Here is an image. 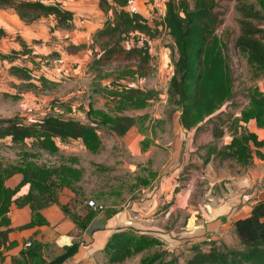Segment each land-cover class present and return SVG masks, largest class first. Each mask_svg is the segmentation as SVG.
I'll return each mask as SVG.
<instances>
[{
    "label": "trees",
    "instance_id": "16d2710c",
    "mask_svg": "<svg viewBox=\"0 0 264 264\" xmlns=\"http://www.w3.org/2000/svg\"><path fill=\"white\" fill-rule=\"evenodd\" d=\"M126 4L127 0L99 1L102 10H111L113 16L108 17L95 33L94 40L99 43L102 52L95 57L92 66L99 70L101 64H106L113 58H134L135 61L127 64L123 73L137 77L146 76L151 70L150 61L153 57L148 38H145L142 44L136 43L131 47H126L124 40L132 34L154 37L160 32L161 26H166L178 54L170 79L169 97L172 101L182 104L180 119L183 125L191 128L198 124L199 128L203 121L201 113L206 105V112L214 113L234 94L232 70L225 52L228 43L223 41L217 32L222 22V12L217 9L218 0H167L163 19L156 20L155 24L150 23L141 13L130 12ZM0 7H13L26 22L54 15L57 25L70 26L74 19V11L64 7L59 1L0 0ZM236 9L239 13V33L234 39V45L247 55L257 74L264 76V9L256 8L250 0H236ZM6 33V30L0 27V34ZM118 93L125 103L144 100L149 95L144 88L130 84L122 87ZM246 96L249 102L243 106L239 115L232 118L231 124H228L233 135L231 141L220 147L217 144L206 145L205 162L213 153L235 158L243 165L251 164L254 154L264 159V137L259 138L258 134L248 129L245 124L255 118L258 125L264 127V91L257 86H250ZM119 106L118 104L117 107ZM88 112L99 114L100 118L94 117L98 119V124L56 115H46L33 121H26L20 115L3 116L0 117V137L10 136L11 140L18 144H24L31 138L37 149L56 148L54 140L57 138H82L89 149L98 151L102 145L100 124L108 123L116 133L123 135L135 123L133 116L111 115L100 107H94L92 102ZM230 116L232 117V114ZM214 127L217 129V136L224 134V127ZM30 156L34 154H22V162L6 168L7 174L2 173L5 167L0 170V264L6 259V250L12 246L9 233L15 228L10 225L11 204L29 203L36 214L46 205L60 204L58 195L62 187L69 186L78 191V181L84 176V168L81 166L76 167L71 163L48 166L38 164ZM16 171L23 174L21 181L16 186L7 185L6 176ZM28 182L31 184L29 191L14 197L22 185ZM60 205L81 229L87 226L98 210L90 205L91 208L82 216L67 204ZM116 211L117 208H109L107 214ZM33 223L34 219L18 228L31 226ZM235 231L240 239L238 247L224 240H212L208 249L194 244V252L184 264H264V199L253 205L249 215L235 221ZM160 244L161 239L155 235L137 233L132 228H120L110 236L106 252L112 260L119 261ZM43 245L38 240H32L30 245L25 244L18 255L12 256V264H45ZM73 248L69 247L54 258L53 263L66 259L72 254ZM137 264L182 263L177 254L162 248L143 255Z\"/></svg>",
    "mask_w": 264,
    "mask_h": 264
},
{
    "label": "rangeland",
    "instance_id": "374dc122",
    "mask_svg": "<svg viewBox=\"0 0 264 264\" xmlns=\"http://www.w3.org/2000/svg\"><path fill=\"white\" fill-rule=\"evenodd\" d=\"M55 1L59 0H46ZM250 1L256 8L264 9V0ZM12 8L9 7V10L13 11ZM217 9L222 12V22L217 32L223 41L228 43L225 52L232 70L234 94L214 113L206 112V105L201 113L203 121L199 128L198 124L191 128L183 125L180 119L182 104L172 101L169 97L170 79L178 54L166 26L160 25L161 30L154 37L132 34L124 40V45L131 47L136 43L142 44L143 40L148 38L153 57L150 61L151 70L143 77L123 73L127 64L135 61L134 58H113L110 62L101 64L99 70L92 66L95 57L102 52L101 46L94 40L95 33L108 17L113 16L111 10L103 11V24L96 27L87 39H81L77 44L66 37L64 31L74 29L75 23L84 22L86 16L90 19L89 15L78 16L80 19L72 21L70 26L57 25L54 15L42 16L40 18L43 22L52 27V33L49 35L41 29H38L34 38L28 33V29L23 33L17 31L0 34V117L20 115L26 121H33L46 115H56L98 124L96 118H100L99 114L88 112L92 102L94 107H100L111 115L127 114L135 120L133 126L123 135L116 133L108 123L100 124L102 145L98 151L89 149L82 138H57L54 140L56 148L37 149L31 138L24 144H18L14 143L10 136L0 137V170L5 167L2 173L7 174L6 168L21 163L22 154L33 153L34 156L30 157L38 164L49 166L71 163L73 166L83 167V179L78 181L80 186L89 189L108 186L106 191H112V186H118L125 188V193L130 196L129 187L134 186L133 183L137 179L131 168L136 167L135 172L142 175L152 170L171 174V170L178 166L180 170L176 182L179 186H200L201 193H204L205 186L211 179L207 172L209 164L204 161L206 145L217 144L220 147L226 138L225 135L231 134L228 124H231L232 118L249 102L246 96L248 87L257 86L264 91V76L257 74L247 55L234 45V39L239 33L236 0H218ZM161 12L163 10L160 7L156 8L159 15L153 19L152 24H155L156 20H162ZM38 23L40 28L43 24ZM79 27L83 29L87 25L82 23ZM221 52L223 53V50ZM133 66L136 67L135 64ZM127 84L144 88L149 95L144 100L125 103L124 99L119 98L121 95L118 91ZM118 104L120 108L117 107ZM215 125L218 128L224 127L223 135L217 136ZM214 164L218 167V173L223 175L222 168L229 166L228 171L234 172L239 163L234 158L225 160L220 157L218 160L214 159ZM22 177L23 174L16 171L6 176L5 180L7 185L16 186ZM158 182L159 180L156 181ZM22 186L31 184L28 182ZM136 195L139 193L136 192ZM104 198L108 200L107 196ZM190 200H193L192 196L189 203H193ZM177 211L179 212L173 211L175 213L171 217L175 218ZM188 212L186 210L183 215L180 209L178 217L181 221ZM200 242L207 248L211 241ZM229 243L237 247L240 245L232 237L229 238ZM194 244L187 243L179 248L178 256L182 264L193 254ZM162 248H165L163 244L153 246L119 261L112 260L105 252L97 264H137L143 255Z\"/></svg>",
    "mask_w": 264,
    "mask_h": 264
},
{
    "label": "crops",
    "instance_id": "0c3cea01",
    "mask_svg": "<svg viewBox=\"0 0 264 264\" xmlns=\"http://www.w3.org/2000/svg\"><path fill=\"white\" fill-rule=\"evenodd\" d=\"M166 1L152 0L151 3H147L142 0L140 7L143 16L152 23L159 15L156 13V8L160 7L163 10L161 12L163 19ZM59 2L74 11V22L83 14L91 17L88 19L85 15L86 18L82 23L87 25L86 28L81 29L79 26L82 23H75L74 29L64 31L65 36L73 43L77 44L81 39H87L96 27L103 24L104 12L99 0H59ZM12 9L13 11H10L9 7H0V27H3L7 33L17 31L23 33L28 29V33L33 38L37 36L38 29L45 31L47 35L52 33V27L49 23L43 22L42 18L29 23L23 20L14 8ZM98 15L101 17L97 18ZM38 22L40 25L43 24L40 28ZM239 114L240 112L237 113ZM245 124L248 129L256 132L259 138L264 137V127L259 126L255 118ZM225 136L223 145L231 141L232 131ZM206 157L207 153L204 158ZM220 157L225 160L232 159L222 157L218 153L211 155L206 162L209 164L207 172L211 175V179L205 186L204 193H201L200 186H186V184L179 186L180 184L176 182L180 170L178 166L171 170V174L152 170L142 175L135 172L136 167L131 168L137 179L133 183L134 186L129 187L130 196L125 193L127 192L125 188L118 186H109L112 191H106L108 186H97L93 189L79 186L78 191L69 186L62 187L58 195L60 204H67L82 216L91 208L88 200L96 201L98 210L84 229L79 228L75 220L58 203L46 205L35 214L29 203L18 205L13 202L9 210L10 225L15 228L9 233L12 246L6 250V259L2 264H12V256L18 255L28 240H38L44 244L42 255L46 259L45 264H97L102 254L106 252L110 236L120 228H132L137 233L155 235L161 239L165 248L175 251L177 255L179 248L187 243H199L204 249L209 247H203L200 241L224 240L230 244L229 238L232 237L236 243H240L235 231V221L249 215L253 205L264 199V159L254 154L251 164L243 165L237 161L239 164L234 172L228 171L229 166L226 165L225 169L222 168V175L221 172L218 173V167L214 164V159L218 160ZM158 180L159 182L156 183ZM29 189L30 186H22L14 197L25 194ZM135 191L139 195H136ZM110 194H112L111 198ZM105 196L108 200H105ZM191 196L193 200L190 202L193 203H189ZM109 208H117V211L108 215ZM180 209L183 215L186 210L189 211L182 221L178 217ZM175 210L179 212H176L174 218L171 215H174ZM33 219L34 223L31 226L18 228ZM71 246L74 247L71 255L53 263L54 258Z\"/></svg>",
    "mask_w": 264,
    "mask_h": 264
},
{
    "label": "built area",
    "instance_id": "2783aa9c",
    "mask_svg": "<svg viewBox=\"0 0 264 264\" xmlns=\"http://www.w3.org/2000/svg\"><path fill=\"white\" fill-rule=\"evenodd\" d=\"M141 1L142 0H127L126 8L132 13H141L142 14V9L140 7ZM145 2L151 3L152 0H145ZM88 204L96 207V201L94 199H89ZM30 244H31V240H28L26 242V245H30Z\"/></svg>",
    "mask_w": 264,
    "mask_h": 264
}]
</instances>
